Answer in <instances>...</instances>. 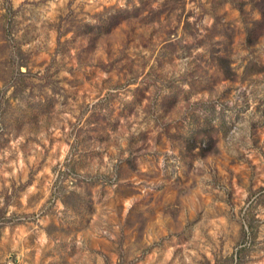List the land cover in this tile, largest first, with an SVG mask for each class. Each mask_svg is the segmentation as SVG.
Returning a JSON list of instances; mask_svg holds the SVG:
<instances>
[{
    "label": "rangeland",
    "instance_id": "obj_1",
    "mask_svg": "<svg viewBox=\"0 0 264 264\" xmlns=\"http://www.w3.org/2000/svg\"><path fill=\"white\" fill-rule=\"evenodd\" d=\"M0 264H264V0H0Z\"/></svg>",
    "mask_w": 264,
    "mask_h": 264
}]
</instances>
